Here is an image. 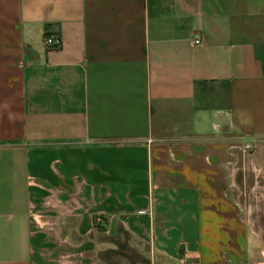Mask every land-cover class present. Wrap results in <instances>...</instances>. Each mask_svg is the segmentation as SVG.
<instances>
[{
  "label": "crops",
  "instance_id": "crops-1",
  "mask_svg": "<svg viewBox=\"0 0 264 264\" xmlns=\"http://www.w3.org/2000/svg\"><path fill=\"white\" fill-rule=\"evenodd\" d=\"M258 215L264 0H0V264H264Z\"/></svg>",
  "mask_w": 264,
  "mask_h": 264
},
{
  "label": "rangeland",
  "instance_id": "rangeland-1",
  "mask_svg": "<svg viewBox=\"0 0 264 264\" xmlns=\"http://www.w3.org/2000/svg\"><path fill=\"white\" fill-rule=\"evenodd\" d=\"M239 199L240 198H238V200ZM239 201H241V200H239ZM256 218H255V220H257L260 224L264 225V216L258 215ZM262 234L264 236V232ZM119 238H120V235H119ZM101 239L104 240V241H106V242L107 241H112V239L109 238V237H107L105 234L104 235H101ZM129 256L133 259V262L132 263L128 259H126V260L125 259H122V260H120V263L121 264H148V261L145 260L142 256H139V255L134 254V253H130Z\"/></svg>",
  "mask_w": 264,
  "mask_h": 264
},
{
  "label": "trees",
  "instance_id": "trees-1",
  "mask_svg": "<svg viewBox=\"0 0 264 264\" xmlns=\"http://www.w3.org/2000/svg\"><path fill=\"white\" fill-rule=\"evenodd\" d=\"M102 220H104L103 217H101ZM95 228L97 231L99 232H105V228L104 226H102L101 224H96ZM122 233V232H121ZM110 234H114V233H110ZM115 244L118 248L117 251H113L114 254H121V256H123V258H127L128 260H130V262H133V259L131 257H127V255L125 254V251L127 252V246H126V239L125 236L121 235V237L115 241Z\"/></svg>",
  "mask_w": 264,
  "mask_h": 264
},
{
  "label": "built area",
  "instance_id": "built-area-1",
  "mask_svg": "<svg viewBox=\"0 0 264 264\" xmlns=\"http://www.w3.org/2000/svg\"><path fill=\"white\" fill-rule=\"evenodd\" d=\"M194 44H198L199 40L195 39L193 41ZM43 45L47 49L57 48L59 46V40L56 37L49 36L47 33L43 36ZM251 149L250 145L244 147L245 151H249Z\"/></svg>",
  "mask_w": 264,
  "mask_h": 264
}]
</instances>
